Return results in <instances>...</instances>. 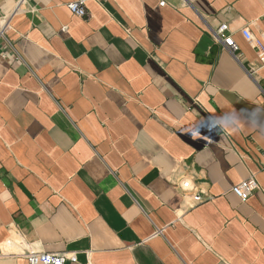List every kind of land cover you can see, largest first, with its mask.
Listing matches in <instances>:
<instances>
[{
	"label": "crops",
	"instance_id": "1",
	"mask_svg": "<svg viewBox=\"0 0 264 264\" xmlns=\"http://www.w3.org/2000/svg\"><path fill=\"white\" fill-rule=\"evenodd\" d=\"M246 29L264 0H0V264H264V191H231L264 189Z\"/></svg>",
	"mask_w": 264,
	"mask_h": 264
},
{
	"label": "built area",
	"instance_id": "2",
	"mask_svg": "<svg viewBox=\"0 0 264 264\" xmlns=\"http://www.w3.org/2000/svg\"><path fill=\"white\" fill-rule=\"evenodd\" d=\"M85 2L78 1L67 5V9L75 16L83 19L87 17V11L85 9ZM228 26L226 24L221 25L215 32L214 36L217 42L221 43L225 50L228 51L232 56L237 58L239 51L238 46L233 41L232 37L227 35ZM242 35L244 39L252 45L258 51V58L260 65L264 67V45L260 43L258 38L252 34L249 30H243ZM264 95V89H261ZM180 188L183 192L190 193L194 191V185L190 180H184L180 184ZM263 190L256 181L255 178H250L237 186L232 188V193L242 202L246 203L258 191ZM193 201L198 204L203 201L202 197L198 194L193 196ZM28 264H65L67 261L75 263L77 261L75 256L67 257L59 254L40 253L27 256Z\"/></svg>",
	"mask_w": 264,
	"mask_h": 264
},
{
	"label": "clouds",
	"instance_id": "3",
	"mask_svg": "<svg viewBox=\"0 0 264 264\" xmlns=\"http://www.w3.org/2000/svg\"><path fill=\"white\" fill-rule=\"evenodd\" d=\"M209 125H210L211 127H215L214 122H209Z\"/></svg>",
	"mask_w": 264,
	"mask_h": 264
}]
</instances>
